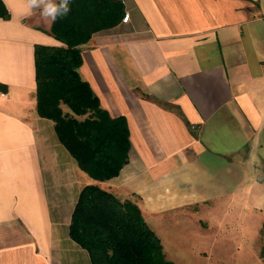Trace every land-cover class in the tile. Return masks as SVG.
<instances>
[{
  "label": "crops",
  "instance_id": "0c3cea01",
  "mask_svg": "<svg viewBox=\"0 0 264 264\" xmlns=\"http://www.w3.org/2000/svg\"><path fill=\"white\" fill-rule=\"evenodd\" d=\"M3 1L0 264H92L70 235L91 182L135 199L174 264H264V0H121L129 19L81 45L82 77L130 128L129 161L106 180L37 111L53 22Z\"/></svg>",
  "mask_w": 264,
  "mask_h": 264
},
{
  "label": "trees",
  "instance_id": "16d2710c",
  "mask_svg": "<svg viewBox=\"0 0 264 264\" xmlns=\"http://www.w3.org/2000/svg\"><path fill=\"white\" fill-rule=\"evenodd\" d=\"M69 7L67 16L52 25L61 43L36 45L37 111L55 121L60 140L79 166L95 180H106L129 161L130 128L125 115L113 116L101 105L82 77L81 45L95 32L117 25L125 8L121 0H70ZM0 17H10L3 0ZM70 235L88 250L92 264H174L138 202L122 200L96 182L80 192Z\"/></svg>",
  "mask_w": 264,
  "mask_h": 264
},
{
  "label": "clouds",
  "instance_id": "9594fccd",
  "mask_svg": "<svg viewBox=\"0 0 264 264\" xmlns=\"http://www.w3.org/2000/svg\"><path fill=\"white\" fill-rule=\"evenodd\" d=\"M32 9H39L40 15L49 22L66 17L70 12V0H29Z\"/></svg>",
  "mask_w": 264,
  "mask_h": 264
},
{
  "label": "built area",
  "instance_id": "2783aa9c",
  "mask_svg": "<svg viewBox=\"0 0 264 264\" xmlns=\"http://www.w3.org/2000/svg\"><path fill=\"white\" fill-rule=\"evenodd\" d=\"M129 16H130V14H129V12H127V13L125 14V16H124V19H125V20H128V19H129ZM263 63H264V60H263Z\"/></svg>",
  "mask_w": 264,
  "mask_h": 264
}]
</instances>
